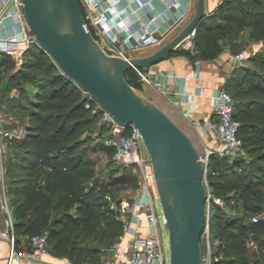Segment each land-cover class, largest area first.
I'll return each instance as SVG.
<instances>
[{
	"label": "trees",
	"instance_id": "trees-1",
	"mask_svg": "<svg viewBox=\"0 0 264 264\" xmlns=\"http://www.w3.org/2000/svg\"><path fill=\"white\" fill-rule=\"evenodd\" d=\"M79 5L85 13L81 0ZM245 28L249 38L264 41V0H222L213 14H205L197 24L195 51L177 47L169 55L185 54L193 62L213 59L225 46L234 52ZM245 60L224 82L235 101L244 153L230 158L212 152L208 161V184L222 199L210 208V228L219 240L214 264H264V46ZM124 76L135 88L144 89L134 68ZM27 84L35 91L29 92ZM92 101L38 44L27 47L20 64L8 52L0 53V112L4 108L17 120V125L11 121L4 125H22L25 130L20 138L7 141L4 153L16 247L23 240L29 248L30 237L46 230L49 253L75 264L86 259L97 264L102 249L98 245L112 244L121 233L120 219L115 220L114 230L102 232L100 223L106 218L97 208L111 184L139 178L131 165L113 159V147L100 144L111 164L130 168L100 185L96 163L87 156L88 147L80 138L101 115L99 108L93 111L86 106ZM254 214H258L256 221Z\"/></svg>",
	"mask_w": 264,
	"mask_h": 264
},
{
	"label": "built area",
	"instance_id": "built-area-1",
	"mask_svg": "<svg viewBox=\"0 0 264 264\" xmlns=\"http://www.w3.org/2000/svg\"><path fill=\"white\" fill-rule=\"evenodd\" d=\"M81 1L86 7L85 13H83L86 26L101 47L109 54L126 58L141 48L158 44L164 37L163 33L172 29L189 9L188 0L184 6L179 0H168L166 8L163 10L164 16L161 11H154L155 14L150 15L149 19L138 28H134L129 15L136 13L137 17H140L139 7L150 4L154 8L155 0ZM162 25H165V32L160 31ZM156 31L161 34V38L155 35ZM31 35L32 30L23 13L21 0H0V53L8 52L14 60H22L27 47L31 43H36ZM194 35L195 30L181 42L183 48L193 49ZM246 58L247 55L244 51L233 52L231 54L233 67L243 63ZM151 66L153 64L147 67L132 66L141 77L143 86L161 84L166 92H171L169 91L168 78L172 76L179 85L178 90L175 89L174 92L183 93L182 79L176 76L173 71H162L156 76L149 70ZM194 74L198 76V69L194 71ZM14 92L13 90L12 94ZM211 99L213 116L210 118L192 119L191 107L180 108V114L186 118L187 125L198 138L199 160L204 165L203 181L207 187V197L204 226L200 236L202 264H214V260L217 259L214 250L219 240L214 237L210 228V208L213 202L222 203V199L212 193L208 184L209 155L212 152H218L221 155L234 157L244 153L243 141L238 134L239 122L234 116L235 101L233 96L222 85L212 89ZM170 101L177 108L181 99H170ZM187 101L190 102V97ZM86 106H92L93 111L98 108L101 110L102 119L113 127L111 133L102 138L103 144L113 147V159L125 165H131L140 180L139 191L131 202L120 201L111 204L112 208H118L123 212L122 231L116 241L108 247L113 257L99 264H169L168 248L164 246L160 238V222L165 224V219L162 211L158 212L156 209L155 204L159 199L153 167L138 128L133 124L126 127L118 124L107 111L101 109L94 99L92 103L87 102ZM7 117L12 118L11 115ZM6 121L5 115L0 113V159L5 152V143L8 140L20 138L25 131L22 125L5 126ZM204 134H212L219 141V145L215 148L206 146L202 141ZM0 213L5 219V228L1 230V235L8 239L10 245L7 264L21 258L35 261L37 264L43 262L44 255L48 253L46 230L30 237L31 250H19L16 247L12 208L6 190L5 169L1 162ZM257 218L258 214L252 216L253 221H256Z\"/></svg>",
	"mask_w": 264,
	"mask_h": 264
},
{
	"label": "water",
	"instance_id": "water-1",
	"mask_svg": "<svg viewBox=\"0 0 264 264\" xmlns=\"http://www.w3.org/2000/svg\"><path fill=\"white\" fill-rule=\"evenodd\" d=\"M32 39L79 88L118 124L136 126L152 163L168 237L169 264H202L200 236L207 187L196 134L164 106L131 85L124 76L132 66L147 67L169 56L206 14L195 0L187 24L149 52L128 58L107 53L87 28L79 0H21ZM158 38L161 34L155 33ZM21 60H18L20 64Z\"/></svg>",
	"mask_w": 264,
	"mask_h": 264
},
{
	"label": "crops",
	"instance_id": "crops-1",
	"mask_svg": "<svg viewBox=\"0 0 264 264\" xmlns=\"http://www.w3.org/2000/svg\"><path fill=\"white\" fill-rule=\"evenodd\" d=\"M181 1L182 6H184L186 0ZM168 0H155V9L152 8L150 4H145L139 7L140 17H137V14L134 13L129 15L133 27L138 28L142 23L149 19L150 15H153L154 11H161L162 16H164L163 10L166 8V3ZM222 0H205V9L206 15L213 14L217 7L220 5ZM189 9L186 15L169 31L165 32V25L160 27L161 32L163 33L164 38H171L174 34L179 32L187 22L192 18L195 11V0H188ZM155 14V13H154ZM218 22H222L221 17L218 18ZM245 37H249V28H246ZM245 31V30H244ZM158 33V31H156ZM243 33V32H242ZM194 37V36H193ZM241 41V38H240ZM194 42V40H193ZM159 44V43H158ZM158 44L149 45L140 50H137L135 53H149L155 50L158 47ZM182 47V43L178 45ZM190 50V49H189ZM256 50V49H255ZM254 50V51H255ZM191 52L195 51V46L190 50ZM253 51V52H254ZM233 52L229 47L225 46L223 50L213 59H196L192 60L185 54H173L169 55L166 58L160 60L159 62L153 64L149 68L154 75H158L160 72L164 71H173L176 76L182 79L181 86L183 88V93L174 92L178 90L179 85L173 80L172 76H169L168 83L170 86L169 91L166 92L164 87L160 85H145V93L149 97L156 99L160 102L165 109H167L171 114H174L175 118L179 120V123L185 128H189L187 125V120L180 114V108L185 109L191 107V117L192 119L202 120L210 118L213 116L212 109V99L211 91L215 87L224 85L226 78L230 75L234 69L233 63L231 60V54ZM247 55V54H246ZM246 62V61H245ZM247 63V62H246ZM198 69V76L194 74V71ZM190 97V102L187 101ZM181 99L179 106L174 107L170 99ZM203 143L210 147L215 148L219 145V141L212 134L202 135ZM156 209L158 212H161L159 200L156 201ZM145 224V221H143ZM5 228V219L4 216L0 213V264H7V259L10 251V245L7 238L1 235V230ZM166 235V229L162 222H160V236ZM25 241L21 240L19 250H31L25 246ZM30 246V244H29ZM11 264H37L35 261L26 260L25 258L15 259ZM40 264H70L67 260H63L51 255L49 252L44 255L43 262Z\"/></svg>",
	"mask_w": 264,
	"mask_h": 264
},
{
	"label": "rangeland",
	"instance_id": "rangeland-1",
	"mask_svg": "<svg viewBox=\"0 0 264 264\" xmlns=\"http://www.w3.org/2000/svg\"><path fill=\"white\" fill-rule=\"evenodd\" d=\"M244 30L245 31H243V33L240 36L241 41L239 42V46H238L237 50H235L234 52L244 51L247 54V58L245 61L248 62L249 55L255 49L257 50V49L262 48L264 46V41L258 42V41L252 40L249 37H245L244 35L247 33L246 32L247 29L245 28ZM248 33H249V31H248ZM26 86H27L26 88L29 92L32 90L35 91V87L32 86L31 84H27ZM141 91L144 92L145 89H143ZM3 109L4 108H2V112H0L1 115H5V119L7 121L10 120L11 122H13L14 124L17 125V120L15 118L7 117V116H9V114H7V112H5V110L3 112ZM112 128L113 127L111 126V124L107 121H104L102 119V116L100 115L95 122L88 125V127L84 130V132L81 134V137H80L84 141V146L88 147L87 156L89 158H91L96 163V165H95L96 170H97L98 174H100V177H101L100 185L105 184L106 182L108 183L109 180H112V178L114 176L121 175L123 172H128V170H130L129 167L121 165L117 162L114 164H111V161H109V157L106 154V152L99 150V145L103 144L102 138L104 136H108L111 133ZM196 139H198V138H196ZM6 150H8V142L5 143V151ZM4 153L0 159V162L2 163L3 167L5 166ZM230 158H232V157H230ZM4 169H5V167H4ZM132 170L134 171L133 168H132ZM82 182H85L84 179L82 180ZM139 185H140V180L137 179V180L131 181V182L130 181L129 182L128 181L117 182V183L111 184L109 186L110 192H108L106 194V198L103 200L101 205H99L97 208V210L99 212L104 211L103 215L106 218V219L102 220L100 223V225L102 226V232L104 234H107L109 231L114 230L116 228V221L115 220H119V219L122 220V216H123V212L118 208H112L111 204L114 202H117L118 199H121L120 201L131 202L135 198V196L137 195V193L139 191ZM160 209H161V207H160ZM164 226H165V224H164ZM165 229H166V235H164L163 237L161 236L160 238H161L164 246L166 248H168V237H167L166 226H165ZM91 244H94V245L97 244L98 245L99 243L97 241H92ZM110 245L111 244H108L106 242H103V243L98 245V247H100L102 249H100L101 250L100 253H98L96 255V258L98 259L97 264H99L105 260H109L113 257L111 252L108 250V247ZM28 249H31V244H30ZM50 254L53 255L51 252H50ZM57 258L67 260L70 264H75L74 262H72L67 257H57ZM87 260L88 259L82 261V264L88 262Z\"/></svg>",
	"mask_w": 264,
	"mask_h": 264
}]
</instances>
